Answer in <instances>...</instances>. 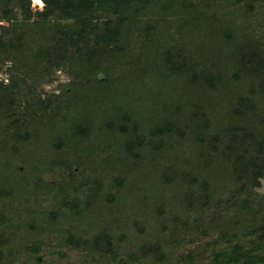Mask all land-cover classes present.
<instances>
[{"label": "rangeland", "instance_id": "rangeland-1", "mask_svg": "<svg viewBox=\"0 0 264 264\" xmlns=\"http://www.w3.org/2000/svg\"><path fill=\"white\" fill-rule=\"evenodd\" d=\"M229 5L230 10L235 8ZM252 6V11L246 8V15L244 7L235 13V35L256 38L257 44L264 46V0H255ZM43 11L41 0H0V26L9 29L7 39L15 42L23 36V44L29 47L39 34L40 49L35 46L34 52L47 54L50 47L45 41L52 36L59 39L60 32L45 31L40 26ZM6 12L10 13L9 19H3ZM228 27L234 30L230 21ZM135 34L131 48L134 55L128 56L132 62L112 66V77L104 86L89 84V75L82 74L90 70L80 58L82 45L77 46L78 52L69 48L67 63L40 62L34 79L32 71L21 76L12 69L11 61H1L0 82L11 84L19 78L17 86L24 107L18 118L10 112L8 118L12 119L5 117L0 126L2 132L7 130L0 144V189L5 187L7 192L0 199V250L16 253L15 264H209L213 252L225 251L229 246H251V232L256 227L251 215L257 212L246 211L242 201L247 197L239 196L235 186H227L228 178L213 173L215 165L218 171L226 167L219 160L223 159L222 153L209 156L201 164L196 158L198 152L188 149L192 144L185 136H174L165 142L155 162L151 157L144 166L129 171V143L119 134L120 127L126 126L146 142L158 144L156 128L163 124L165 115L163 118V112H157L160 109L153 108L147 98L164 90L160 87L166 85L167 75L162 73L170 71L168 63L157 57L161 49L153 43L156 34L150 38L145 31ZM93 43L89 44L91 48ZM226 48L223 45L218 50L219 56L228 52ZM162 50L164 54L167 47ZM179 52H174L175 58ZM137 64L155 69L156 78L149 71L151 74L146 72L141 80ZM26 67L34 68L32 64ZM158 70L162 72L158 74ZM41 102L49 107L39 106ZM178 105L179 119L185 120L197 104L185 100ZM58 108L61 113L56 114ZM64 116L72 120L67 122ZM20 119L24 122L16 126L14 121ZM78 125L90 128L86 144L68 143L59 150L57 138L69 134L76 139ZM42 127L52 128L50 138L44 136ZM113 132L115 136L110 135ZM174 150L180 155L164 157ZM24 155L38 158L33 160L31 173L27 171L21 179L14 164L22 165ZM196 161L200 164L197 167ZM201 165L206 168L201 170ZM170 168L186 170L185 176L178 175L175 180L182 177L196 186L207 180L214 192L210 206L192 200L179 202L169 185H163L164 171ZM149 190L153 192L146 193ZM164 191L163 195L159 193ZM250 192L259 198L264 196V179H253ZM99 229L123 237L118 257L78 245L80 237L92 236ZM34 246L39 252L32 250Z\"/></svg>", "mask_w": 264, "mask_h": 264}, {"label": "trees", "instance_id": "trees-1", "mask_svg": "<svg viewBox=\"0 0 264 264\" xmlns=\"http://www.w3.org/2000/svg\"><path fill=\"white\" fill-rule=\"evenodd\" d=\"M41 1L44 3V11L40 13L43 20L40 26L49 32L58 30L59 39L52 36L49 39L51 42L45 41L50 47L47 54L42 50L34 52L35 46L40 49L39 34L33 40L36 45L31 42L28 47L23 44V36L10 42L7 39L10 35L9 29L0 26V63L3 59L11 61L13 70L20 72L21 76L32 71L34 79L40 62L47 60L52 65L67 63L69 48L78 52L80 50H77V46L82 45L84 49L80 58H84L83 63L90 69L88 73L85 70L82 74L89 75V84L104 86L112 77V66L132 62L128 56L134 55L131 50L134 34L145 31L147 38L156 34L157 43L155 39L153 43L157 45V49H161L157 57L168 63L170 71L162 73L163 76L167 75L164 79L166 85L160 87L165 91L148 94L147 100L153 108L160 109L157 112H163L165 118L163 124L156 128L157 145L151 144V140L146 142L139 133H131L126 126L120 127L119 134L127 137L129 143V171L132 172L131 167L138 169L144 166L151 157L152 162H155L158 155H162L165 142L174 136L181 139L185 136L189 144H192L188 149L198 152L196 158L201 164L209 156L222 153L223 159L219 160L226 163V167L224 171H218L215 164V167L210 165L213 173L228 178L227 186H235L239 196L247 197L242 203L246 204L245 209L250 214H253V209L256 210L257 215H251L256 227L251 232L253 240L250 247L248 244L236 245L229 246L225 251L213 252L209 264H264V196L259 198L257 195L252 196L250 192L253 179H264V46L260 45L262 47L257 49L260 46L256 38L237 37L235 32L238 29L234 25L235 13L239 8L244 7L243 14L246 15V8L252 11L255 0ZM230 3L235 7L233 10H230ZM4 16L3 19H9L10 13L6 12ZM72 21L73 24H66ZM229 21L233 23L234 30L228 27ZM59 22L64 24L60 25ZM245 29L247 30V26ZM135 36L138 37L137 34ZM91 42H94V48L89 46ZM223 45L227 46L225 51L228 52L219 56L218 50ZM165 47L167 51L164 50L163 54L162 49ZM176 50L180 51L177 58L174 53ZM50 57H53V62ZM27 64H32L34 68H24ZM136 66L140 69L138 76L141 80H144L146 72L149 74V71L155 73L153 77L156 78L155 69L150 67L147 70L139 64ZM131 69L133 71L134 68ZM157 72L159 74L162 71ZM19 82L18 77L11 84L0 82V126L5 117L7 120L12 119L8 118L10 112L18 118L24 109L22 91L17 86ZM185 100H192L197 105H193V111L184 120L179 119L181 113L177 111L178 103L182 104ZM41 105L49 107L43 102L39 106ZM173 108L174 112L171 111ZM60 110L56 109V114L61 113ZM21 120L14 121L15 125H21L24 122ZM126 122H129L128 118ZM89 130L78 125L77 132L80 133L76 139L75 135L71 137L69 134L57 138L59 150L68 143L85 145L90 138ZM52 131V128L42 127L46 138L51 137ZM6 132L7 130H0V144L3 142L1 137ZM113 134L116 132L110 135L115 136ZM171 151L164 157L180 155L175 150ZM37 158L36 155H24L22 165L14 164L19 178L26 177L27 171L31 173L32 167H35L33 160ZM179 158L180 156L177 157L178 160ZM194 164L196 167L200 165L197 161ZM200 168L204 170L206 167L201 165ZM168 171L165 170L162 176L165 183L163 185H169V191L179 202L186 204L192 200L201 202L204 207L210 206L214 192L207 180L196 186L193 182L181 179L182 177L175 180L178 175L185 176L186 170L170 168ZM120 179L122 187L125 176ZM17 188L19 189L18 186ZM5 192V187L1 186L0 199L7 193ZM152 192L153 190H149L146 193ZM159 193L163 195L166 192ZM239 196L240 201L242 198ZM79 239L81 240L77 239L78 245L113 258L118 257L123 241L122 236L119 238L107 229H99L94 235ZM32 250L39 252L37 246ZM15 256L16 253L0 250V264H15ZM38 260L42 259L38 257Z\"/></svg>", "mask_w": 264, "mask_h": 264}]
</instances>
